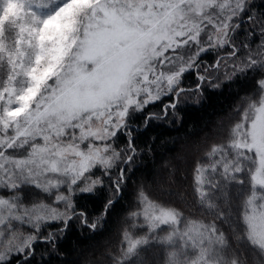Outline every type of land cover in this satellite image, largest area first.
Wrapping results in <instances>:
<instances>
[{
  "label": "snow or ice",
  "instance_id": "1",
  "mask_svg": "<svg viewBox=\"0 0 264 264\" xmlns=\"http://www.w3.org/2000/svg\"><path fill=\"white\" fill-rule=\"evenodd\" d=\"M0 264H264V0H0Z\"/></svg>",
  "mask_w": 264,
  "mask_h": 264
},
{
  "label": "trees",
  "instance_id": "2",
  "mask_svg": "<svg viewBox=\"0 0 264 264\" xmlns=\"http://www.w3.org/2000/svg\"><path fill=\"white\" fill-rule=\"evenodd\" d=\"M232 103V97L228 92L223 95L210 93L204 106L199 109H190L186 115V127L192 124H201L205 121H212L216 119L217 114L226 110ZM181 133L173 132L172 135H182ZM118 225L110 224L109 231L106 232L104 239L115 242L116 241V229Z\"/></svg>",
  "mask_w": 264,
  "mask_h": 264
}]
</instances>
